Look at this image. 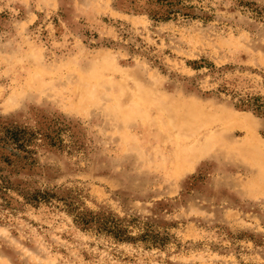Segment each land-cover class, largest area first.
I'll list each match as a JSON object with an SVG mask.
<instances>
[{
    "label": "rangeland",
    "instance_id": "obj_1",
    "mask_svg": "<svg viewBox=\"0 0 264 264\" xmlns=\"http://www.w3.org/2000/svg\"><path fill=\"white\" fill-rule=\"evenodd\" d=\"M0 125V264H264V0H0Z\"/></svg>",
    "mask_w": 264,
    "mask_h": 264
},
{
    "label": "trees",
    "instance_id": "obj_2",
    "mask_svg": "<svg viewBox=\"0 0 264 264\" xmlns=\"http://www.w3.org/2000/svg\"><path fill=\"white\" fill-rule=\"evenodd\" d=\"M261 105L256 107L260 109ZM39 137V141L43 138L51 140L49 136H43L39 132H31L27 129H18L8 125H0V196L6 197L7 191H16L22 194L26 202L35 203L39 200L47 201L52 194L48 191L33 190L32 192L25 188L18 189L15 182L18 181L15 175L19 171L25 170L31 166L32 156L35 153L32 147ZM32 146V147H31ZM7 198V197H6ZM9 199V198H7ZM70 212L69 203L66 204ZM76 223L82 229H95L113 235L119 241H131L132 237H125L126 229L121 226V222L108 213H92L87 211L75 213Z\"/></svg>",
    "mask_w": 264,
    "mask_h": 264
}]
</instances>
